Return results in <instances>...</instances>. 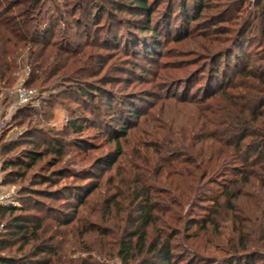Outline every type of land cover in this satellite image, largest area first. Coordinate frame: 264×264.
Instances as JSON below:
<instances>
[{
  "label": "rangeland",
  "instance_id": "1",
  "mask_svg": "<svg viewBox=\"0 0 264 264\" xmlns=\"http://www.w3.org/2000/svg\"><path fill=\"white\" fill-rule=\"evenodd\" d=\"M255 2L205 0L207 8L200 13L195 0H149L151 31L144 32L146 17L133 8L132 0H42L34 15L41 45L50 46L41 59L36 58L44 48H32L37 54L32 65L29 47L18 51L11 84L3 89L0 83V147L16 145L7 154L0 152V196L5 198L1 207L20 210L15 215L107 219V202L116 199L125 217L134 212L133 191L143 187L160 207L153 214L160 219L157 227L161 229L163 221L165 231L176 236L173 246L179 264H224L238 248L239 238L249 254L257 253L241 264L264 263L259 260L264 257V191L253 178L243 184L237 177L229 184L234 160L223 167L222 161L231 156V148L226 141H217L224 126L202 128L193 116L198 108L183 104V98L197 104L208 92L227 88L235 74L234 58L215 62L214 55H247L240 68L264 55V22ZM244 26L248 39L235 49L236 32ZM66 45L71 55H77L72 66L67 55L56 62L49 56L51 49L61 51ZM42 59H47L44 66ZM215 69H225L227 80L225 74L215 75ZM43 70L51 75L42 84H27L32 73L42 75ZM19 87L33 95L26 104L15 106L13 93ZM85 89L90 93H78ZM228 91L234 97L241 92ZM75 119L83 126L80 133L71 128ZM58 141L64 144V155L56 166H48L53 160L49 154L28 171L18 167L2 171L6 161L16 163L32 144L44 152L47 143ZM114 156V166L105 167ZM10 172L26 175L4 184ZM83 173L93 177L86 181L71 177ZM255 173L264 179L260 171ZM84 185L96 187L82 196V203L70 199L73 188ZM201 186L203 193L196 194ZM225 186L242 195L232 201V210L221 194ZM7 238L0 224V243ZM17 247L0 255L9 257Z\"/></svg>",
  "mask_w": 264,
  "mask_h": 264
},
{
  "label": "trees",
  "instance_id": "2",
  "mask_svg": "<svg viewBox=\"0 0 264 264\" xmlns=\"http://www.w3.org/2000/svg\"><path fill=\"white\" fill-rule=\"evenodd\" d=\"M255 1V7L259 10V16L264 22V0ZM41 2L42 0H0V6L5 4V7L0 9V83L3 85V89L11 84V76L15 68L14 56L18 51L29 47V59L32 65L35 64L33 59L37 55L32 48L36 46L44 48L42 51L40 49L42 54L36 58L41 59L43 52L50 46L49 44L41 45L38 31L39 23L34 15L42 4ZM195 3L197 7L199 6L200 13L207 8L205 0H195ZM131 4L134 9L139 11V15L146 17L144 32L151 31L150 22H148L152 10L149 6V0H132ZM18 6H22V9L13 11V8ZM186 20L190 21L188 17ZM247 29V26H244L236 32L235 49L239 48L242 40L248 39L245 32ZM33 52L35 54L32 55ZM50 55L55 62L60 55H67L69 56L68 62L72 61L71 66L77 63L74 57L77 55H71L67 45L61 51L51 49ZM226 57L234 58L235 67V74L228 81L227 88L208 92L202 99L197 100L200 101L197 103L198 106L194 104L195 99L193 98L190 102L187 101V98H183V104L198 108L193 116L198 117V122H202V128L208 124H215L217 127L224 126L217 141H226L225 145L231 148V156H225L222 161L223 167L226 161L234 160L233 164L235 165L232 168L234 178L229 184L233 185L237 177H239L237 183L243 184L250 183L251 178H253L259 182L264 191V179L255 173L257 170L264 175V55L256 61L250 59L242 68H240V64L247 55H214L212 59L216 62ZM42 60L43 66L47 64V59ZM35 66L38 65L33 66L37 68ZM214 72L215 75L223 76L225 74L223 79L224 81L227 80L225 69L220 71L215 69ZM49 75L51 73L46 70H43L42 75L32 73L27 84L34 82L42 84ZM235 88L241 91L238 97H234L228 91ZM85 92L90 93L86 89L78 93L86 94ZM221 110L222 113H218ZM205 114L215 115V119L206 118ZM82 127L77 119L71 121L73 132L80 133ZM121 133L125 134L124 132ZM214 137L216 135H209V138ZM116 145L119 144L116 143ZM15 147L16 145L4 144L1 145L0 152L7 154ZM32 147L30 150L22 151L16 163L6 161L2 171L4 172L6 167H18L28 171L36 166L45 155L49 154L53 156V160L48 163V166L52 168L56 166L57 162H60L64 155V144L60 141L52 146L47 143L44 152L39 151V145L32 144ZM201 156L203 155H199V157ZM204 157H207L208 160L212 158L211 156ZM115 158V156L108 158L105 161V167L114 166ZM200 164L202 161L198 163V165ZM25 175L18 177L16 173L10 172L6 175L4 184L13 183L17 179L22 180ZM71 177L86 181L93 176L89 173H83L79 177L75 175H71ZM9 178H11L10 181H8ZM61 178L63 177L61 176ZM197 184L199 185L200 182L198 181ZM84 186L74 187L70 192V199L82 203V196L87 197L96 187L94 185L95 187L92 186L93 188L90 190L87 185ZM202 188L203 186L197 187L195 193L202 194ZM133 193L136 197L133 214H126L124 217L116 199H111L106 205L109 216L107 219L106 217H53L50 214L37 217L15 215L20 210L0 207V224L8 237L1 241L0 251L18 246L9 257L0 255V264H107L112 260H116L120 264H179L173 246V240L176 236L165 231L163 221H161L163 227L158 228L157 224L160 223V219L153 217L154 212L159 211L160 207L152 202L151 191L142 187ZM221 194L225 199L227 208L231 210L234 208L232 201L242 196L240 191H231L229 186L223 187ZM3 222L4 224H2ZM108 222L111 223L107 227H99L100 224ZM93 234H96L97 237L88 239L89 237L92 238ZM247 248L246 243L239 238L238 248L232 249L224 264H241L244 259H255L254 256L257 253L249 254ZM76 254L77 257H75ZM259 258L260 261H264V257Z\"/></svg>",
  "mask_w": 264,
  "mask_h": 264
},
{
  "label": "built area",
  "instance_id": "3",
  "mask_svg": "<svg viewBox=\"0 0 264 264\" xmlns=\"http://www.w3.org/2000/svg\"><path fill=\"white\" fill-rule=\"evenodd\" d=\"M15 96V106H21L26 104L33 95V91L24 87H19L13 93ZM5 198L0 196V207L5 205Z\"/></svg>",
  "mask_w": 264,
  "mask_h": 264
}]
</instances>
